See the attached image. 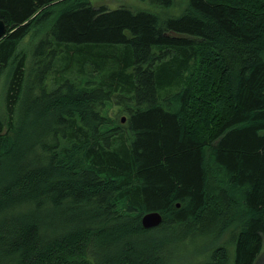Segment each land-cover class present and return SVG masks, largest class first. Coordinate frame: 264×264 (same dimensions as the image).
Masks as SVG:
<instances>
[{"label":"trees","instance_id":"trees-1","mask_svg":"<svg viewBox=\"0 0 264 264\" xmlns=\"http://www.w3.org/2000/svg\"><path fill=\"white\" fill-rule=\"evenodd\" d=\"M140 1L0 0V264L263 254L264 0Z\"/></svg>","mask_w":264,"mask_h":264},{"label":"rangeland","instance_id":"rangeland-1","mask_svg":"<svg viewBox=\"0 0 264 264\" xmlns=\"http://www.w3.org/2000/svg\"><path fill=\"white\" fill-rule=\"evenodd\" d=\"M95 1H97L98 4L105 2L103 4H105L111 10L121 7V4L119 2L124 3L127 6H131L134 9H143V8H147V7H153L152 4H150L148 2H143L140 0H118V1L117 0H95ZM123 7H125V6H123ZM147 214H158L162 220V216L160 215V213H158L156 211L146 213L145 215H147ZM145 215H143L141 218V221H140L141 224H142V219ZM147 223H149V221H147ZM255 264H264V252L260 256V258H258V260L255 262Z\"/></svg>","mask_w":264,"mask_h":264},{"label":"water","instance_id":"water-1","mask_svg":"<svg viewBox=\"0 0 264 264\" xmlns=\"http://www.w3.org/2000/svg\"><path fill=\"white\" fill-rule=\"evenodd\" d=\"M5 33H6L5 23L2 20H0V38H2L5 35ZM122 122H124V120H122ZM147 221H149L148 227L153 228L158 224H160L161 217L158 214H147L143 217L142 224H146Z\"/></svg>","mask_w":264,"mask_h":264},{"label":"bare ground","instance_id":"bare-ground-1","mask_svg":"<svg viewBox=\"0 0 264 264\" xmlns=\"http://www.w3.org/2000/svg\"><path fill=\"white\" fill-rule=\"evenodd\" d=\"M148 225H149L148 223L142 224L143 228H145V229H149Z\"/></svg>","mask_w":264,"mask_h":264}]
</instances>
